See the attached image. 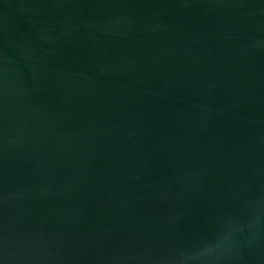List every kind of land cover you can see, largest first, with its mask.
Listing matches in <instances>:
<instances>
[{
  "label": "water",
  "instance_id": "water-1",
  "mask_svg": "<svg viewBox=\"0 0 264 264\" xmlns=\"http://www.w3.org/2000/svg\"><path fill=\"white\" fill-rule=\"evenodd\" d=\"M0 264H264V0H0Z\"/></svg>",
  "mask_w": 264,
  "mask_h": 264
}]
</instances>
